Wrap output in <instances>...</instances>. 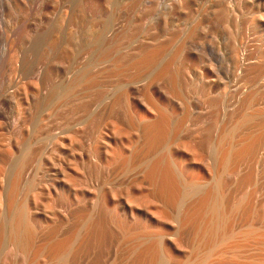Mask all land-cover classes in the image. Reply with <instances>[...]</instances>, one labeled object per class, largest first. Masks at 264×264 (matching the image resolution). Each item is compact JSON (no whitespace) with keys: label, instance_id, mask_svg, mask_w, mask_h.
Returning <instances> with one entry per match:
<instances>
[{"label":"rangeland","instance_id":"1","mask_svg":"<svg viewBox=\"0 0 264 264\" xmlns=\"http://www.w3.org/2000/svg\"><path fill=\"white\" fill-rule=\"evenodd\" d=\"M58 2L60 4H58ZM256 2H257L256 0H0V110L2 112L3 117L6 118L5 120L0 119V168L1 170L3 169L4 171H7L9 170L8 169L9 167H12L16 163L21 162L20 164L24 165L23 171L21 174L22 183L20 181L21 184L18 188L19 193H17L16 195L15 204L17 206L23 205L25 207L26 213H24V215L25 214L27 215V216L25 215V218L27 217L28 218L27 220L30 219L32 226L34 224V227L37 228V231L35 230V237L31 241V246L34 247V248L31 247V251H33L34 249L32 254L31 252H29L27 256L19 254L20 256L18 255L19 256L18 257L17 253H14L8 249H5L7 250L6 252L4 248L3 249L1 248L0 249V259L2 257L3 258L1 259L0 264H4V263L5 264H33V263L37 264L38 261H40L38 262V264H51V263L52 264H60V263L61 264L62 263L63 264H127V263L128 264H134V263L144 264L140 259V254H141L140 250H138L139 251L138 253H136L137 251L134 253L129 252L128 246H127V237H125L127 232L125 231L127 229L129 230L138 229L139 224L140 223L145 224L147 220L149 222H152V224L156 227L152 229L154 230V232L157 231L159 234L158 235L159 255L160 257L163 256L162 258H164L163 260L165 261V264H174V263H178V261L183 262L186 259L190 260L191 262L194 261L200 249V248L196 249L194 246H197L198 243L204 246L203 243H201V240H202L201 237L203 234V232L201 231L203 230L205 224L207 223L208 218L206 219L207 216L204 213H202L203 211L199 206L200 204L197 203L198 201L197 198L192 197L190 195V190L188 189L189 190L188 191L187 188H189L191 185L196 184L200 186L201 187L200 190L203 191V192L200 191V194L202 193L201 196L206 195L208 188H209V185H207L206 183L208 181V177L206 175V169H205L207 165L204 162L206 161V157H204L202 154H199V156H196L198 160L196 161V158L193 156V154L191 152L188 153L189 142L188 140L184 139V137L181 134L182 132L175 133L173 131H172L173 134L172 132H170L169 138L164 143L163 147H161V149L151 154L150 157H153L156 155L158 156V159H162L163 161L171 164L172 167L175 169L176 173L178 172L179 178H181L180 176L182 175H183L182 177H185V179L181 178L180 180H183V179L185 181L188 180L187 183H185V181L183 180L184 181L183 185H185V188H184L185 194H187L186 197L183 199L184 201L181 199V201H179L178 203L179 206L169 205L168 206L169 210L167 208L168 213H170L174 217H177V220L175 219L176 223L175 221L174 222L169 221L164 216L161 217L160 213L158 212L159 208L152 205L153 204L152 201L151 202L149 201L151 199L149 197V192L151 190V187L144 180L143 171H140L142 169L139 168V170H137L138 167L135 166V163H133L132 160L131 162L133 163V166H132V163L130 164V161H127L126 163L121 164L119 160L111 161L110 163L111 165H109L108 163L105 162V158L110 159L111 149L117 146L118 148L120 147L121 151H123L126 156L131 157V153L133 156V152L131 148L132 145L131 143L128 142L129 138L128 139L125 138L124 136L126 134H124L123 132L121 135V131L123 129H125L127 132L126 137H131L130 135L132 134V132L130 134V131H128L125 126H123L118 121H115L117 120V118H120L121 120H123L124 123H127L129 121L131 123H137L136 117L134 116L133 113H131V111L128 108V100L134 97V100L136 101L137 106H138V110H140V112L143 113L146 108L145 103L149 101L151 97L150 96L151 94L149 91L150 88L159 87V90H164L165 88L163 87L161 83L160 84L157 83L158 80H155L156 73L154 72H156L155 71L156 65L146 70L145 72L140 73L141 75L139 77V80L140 79L144 80V83L146 81L148 82L149 79L150 80L148 83L147 82L145 83V87H143L144 85H141L140 87H137L136 89H133V85L139 80L138 79L135 80V77L133 78V76H135V71H132L133 73H127L123 75L116 73V72L115 74L114 71L115 69H117L119 60L121 58H123L124 60L128 59L129 54L134 51H138L139 48H142V47L146 49L147 48L152 49V47L156 48L162 41L160 40L162 39L161 30L163 28L164 29L166 28L165 29L166 34H167L166 39L168 40L170 44V48H172L171 50L176 53L177 61L181 62L182 59H184L185 57H189L195 62H198L199 59H201L205 64V67L203 69H206L210 73V75L217 76L219 80H222L224 83L227 84V86L226 85H224L225 87L223 86L224 87L223 96L225 98V101L227 102L228 107H230V105H232L230 104L231 99H234L235 97H232L231 92H230L231 86L229 85L230 87H228V84L232 80V77L234 76L233 75L234 67L237 64H239L241 60H242L241 63L249 62V59L248 60L246 59L247 58L246 54L248 50H251L252 47H255L256 46L254 44L256 43L255 40L258 39L260 36L264 35V6L258 5L256 4ZM63 4L66 6H64ZM72 16L74 18L73 20H72ZM60 17H63L65 19L66 23H68V27L70 26L71 29L70 28L69 29L71 31L72 29H74L72 32H75L79 35V43L82 46L80 45L78 49V53L76 55L72 49L68 48L69 46L57 47L54 44V42H52L51 37L47 33L48 24L49 23L55 24L56 21L57 23H59L58 21ZM77 21L79 22L77 23ZM89 25L91 26V28ZM95 36H97V38H95ZM93 41L97 42V46L95 42ZM133 44L134 46L136 45L137 46L133 48ZM8 45L12 47L13 51L11 53V56L7 57L5 56L6 53L4 52L6 51H4L5 50L4 48H7ZM113 46L114 48L111 49V47ZM87 47L89 48V50L87 49ZM244 48L246 49L244 50ZM109 49L110 51L111 50L112 51L110 52ZM253 49L255 50L256 48H253ZM118 51L119 52L122 51V54L121 52L119 54ZM104 52H106V54ZM115 56H118V57H115ZM16 57L19 60H17ZM23 61L25 63L26 68L30 71L28 80L26 76L20 75L21 71H19V68H18V64L20 62L23 63ZM6 62H7V65H5ZM58 64H60L61 66ZM247 65L245 67L244 72L246 74H249L253 66L251 68L252 64H247ZM89 67L91 71L93 70V72L87 69ZM38 71H39V75L37 74ZM85 71H88V76L92 75L95 78L96 82L95 81L94 82L96 84L94 83L93 84L94 86L86 85L85 83L86 79L84 77V78H81L82 85L80 84V85H77L76 87H72V82L74 78L77 76H83ZM74 72L77 74V76ZM90 72H91V75H90ZM38 77L39 79H37ZM32 78H34V80ZM111 79L113 80V82ZM14 81L17 82L16 88H14L15 90L13 88L12 89L10 88L11 84ZM83 84L85 85V87L83 86ZM191 84L193 85L192 87H191ZM191 84L190 86L189 85L186 86L184 93H183L184 97L182 96L180 100L186 106H188L190 103H195L198 107H201L202 104L205 103V96L203 97L200 90L198 89L199 88L198 84H197L198 87L195 85V83H191ZM35 85L37 86L34 87ZM56 85H62L65 90L70 88V91L68 93L71 96L66 97V95L63 94V91H62V93H59L60 95L59 94L56 95L53 101L50 97V92L53 89V87ZM111 87H113V90H111ZM128 88H129V91L127 90ZM120 89L121 90L124 89L125 93H123L124 90L120 91ZM261 89H262L261 90L262 94H259L260 96L264 94V87H262ZM9 90L12 91L13 94L8 93ZM44 90L46 92H44ZM73 90H74V93L72 92ZM117 90H119L120 92L118 93ZM71 92L74 95L71 94ZM114 92L116 93V95ZM249 93L245 92L241 98H245V96H247ZM5 95L7 97H5ZM62 96L63 98L61 99ZM112 97H113L112 101H109V98H112ZM144 97L146 100L143 99ZM258 98H261V97H258ZM122 99L123 101L121 102ZM55 105L57 106L55 107ZM125 105H127V107ZM237 106L238 107H236V109H239V105ZM54 107L55 109L54 111H52ZM47 109H50L51 111L48 110L50 111L48 112ZM109 109H110V112H109ZM55 112L56 114L54 115ZM91 117L94 122L93 125H91L92 120L89 119ZM7 118L9 119V121ZM156 118H157V115L155 114L151 115L148 118L149 119L148 121H153ZM52 119L53 121L54 120L55 121L54 122L51 121ZM107 119H109L110 122ZM13 121L14 123H11ZM82 122L84 124L86 123L87 124L84 125ZM105 122H106V125H105ZM111 122L112 123L114 122V123L112 124ZM146 122L147 121H141L140 123L143 124ZM115 124H116V127L114 126L112 127V125H115ZM69 128H71L72 130H70ZM102 128L103 130L101 131L102 133L101 135L100 130ZM112 128H114L113 130L116 129L115 132L117 134L112 132V130H110ZM120 128L122 129L121 131H120ZM66 129L68 130L67 132H66ZM108 130H110L111 132ZM117 130L120 131L119 135H118L119 131ZM75 131H76V134L78 135L74 134ZM57 132L64 133L63 134L64 136H62L61 138H58V140H56L57 138L52 139V135L54 133L57 134ZM107 134H109V137ZM96 135H97V138H95ZM120 135L122 137L121 139L118 138ZM171 135H173V137ZM70 136L72 138H70ZM179 136L181 138H178ZM50 138H51V141H50ZM77 139H81V140H79L78 142ZM91 139L92 141L93 139L97 140L96 145L98 144L97 145L99 148L98 150L95 149V146H93L94 147L93 148L91 147L90 144H88L89 140ZM170 139H172V141H169ZM104 140L106 141V143ZM53 141L55 142L57 141V142L55 143ZM175 141H177V144L175 143ZM77 142L79 144H76ZM102 142H104V144ZM187 142L188 144L186 145ZM107 143L112 148L108 146ZM56 144H57V147H56ZM175 144L178 146V148L176 147ZM167 145H169L170 147L169 146L167 147ZM128 147L130 150L128 149ZM168 148L169 149L171 148V149L168 150ZM180 148L181 149L187 148V150L185 151V154H186L185 157H176V154L174 152L176 151V149H180ZM160 150H163L162 151L163 153L165 151V154L163 155L161 152L159 156L158 153ZM97 154L99 155V157ZM167 154L169 155L167 156ZM191 154H192V157H191ZM170 155H171V158H170ZM24 158H27V159H24ZM153 158H157V157H153ZM165 158L166 160H164ZM52 160L54 161L53 162L54 164L51 163ZM94 160L96 161L92 162ZM38 161H40V163ZM71 161L73 162L71 163ZM99 161L101 162V164L98 163ZM59 163H61V165ZM174 164L176 165V167H174L175 166ZM182 164L184 165L187 164L191 167L198 168L200 171H195L196 173L190 170H188L189 172L185 171L182 167ZM54 165H55V168H53ZM106 165L109 167H107ZM70 166H72L73 168ZM88 166H90L92 169L89 168ZM56 167L58 168L56 169ZM75 167L77 168V171L79 170L78 171L79 173L73 170L75 169ZM177 167L179 168L178 171H177ZM24 168L26 171L24 170ZM128 168L131 171L128 170ZM251 168L254 169L255 167H251ZM180 169H182L183 171ZM66 170H68V172L70 173H68ZM135 170L138 172H135ZM179 170H180V173H179ZM63 171H66V172H63ZM181 172H182V175H181ZM244 172H246V166H245L243 173ZM62 173L64 174L62 175ZM75 173H77L78 175L77 174L75 175ZM112 173L113 175H111ZM91 174L93 175L92 177H91ZM110 175L111 177H109ZM138 175L139 177H137ZM73 176L76 178V181ZM133 177H136V178H133ZM62 178H66V179H64L63 181ZM138 178H140V180ZM11 179H12L11 177H7V176L6 178L0 177V186H1L0 194L2 196V198L0 197V199H2L0 202V204L2 205V206L0 205V215L7 214V207L5 204L6 203L5 199L7 195L6 193L8 192L7 188L9 190V187H11L10 185L12 182L8 183V181ZM79 179H81L82 181ZM119 179L121 181H119ZM191 179H194L193 181L194 184L193 183L189 184L190 182L189 180ZM90 180H92V182ZM11 181H13V179ZM116 181L117 183L114 184ZM110 182H113L112 185ZM25 183L30 184V186ZM75 183L78 185H76ZM91 183L94 185H92ZM131 183H133L132 185L134 187L131 185ZM135 183L136 184L138 183V184L136 185ZM142 184L146 186H143ZM102 185L104 187V191H103ZM129 185H131V188L129 187L127 189V186ZM138 185L139 187L142 185L141 187L143 189L141 188L139 191ZM204 185H207V186L204 187ZM117 186L119 187L122 186L124 187V189L120 187V190H119V187ZM93 187L94 189H92ZM145 187H147L146 191H145ZM243 187L240 189H236V183L234 182L233 179H229V180L227 179L225 183V188L229 190V193L231 192L230 194L233 196V199L234 197L236 199L237 196L238 197H245V196L248 197V192L249 194H251L250 188H248V186H243ZM33 189L36 191H34ZM205 189L207 190L206 193H205ZM89 190L91 191V193L89 192ZM116 190H118L119 192ZM100 191H103V192L101 193ZM137 191L139 192L140 195L138 194ZM186 192H189V193H186ZM100 193L102 195L98 198ZM111 193L113 196L111 195ZM114 193H117V194H114ZM25 194L26 196H24ZM115 195H117L116 197L118 199L117 198L114 199ZM74 197H76L78 201ZM146 197L150 199H146ZM187 197H189V199ZM140 198L141 199L143 198L144 200L143 199L141 200ZM252 198H254V201H256L257 199L263 201L264 179H259V186L257 190L255 191V194L252 195ZM112 199H114L115 201ZM98 200H99V203H98ZM128 200H129V203H128ZM24 202L27 204L29 203V205L25 204ZM54 206H56L57 208ZM120 207H123L124 209L123 212L125 214H122ZM48 208L50 211H47ZM50 208H53V209H50ZM57 209L59 210L61 209L63 213H60L62 211L61 210L58 211ZM94 209H97L98 211L97 210L94 211ZM171 209H173L174 211ZM51 210L54 212H52ZM4 211H6V213ZM28 211L29 213L27 214ZM34 211L36 214H34ZM188 211L190 212L187 213ZM191 212L192 214H190ZM91 213L93 216L91 215ZM63 214L67 217L64 218L65 216ZM86 214H90L91 220H89V222L90 224L93 223L92 224L93 230L91 229L90 231H87L85 229L84 216ZM117 214L119 215L122 214L123 217H125L126 219L125 225L127 226V228L125 229L122 228L119 222L121 218ZM55 216H57V218ZM93 218L95 220H93ZM184 218L187 220H185ZM80 219L83 221H81ZM254 220L258 222L257 219H254ZM114 222H116V224ZM71 223L72 225H70ZM189 223L191 226L188 225ZM196 225L198 226L195 227ZM201 227H202V230L200 231ZM62 230L64 231V233ZM199 231L201 232V235ZM73 232L75 234H73ZM80 232H81L80 239H78L77 237ZM85 232L86 234L84 235ZM89 235L91 236L89 237ZM198 235H200L199 239L195 240L197 239L196 237ZM82 236H84L83 239H81ZM69 239H71L72 247L70 246L68 253H66L67 255L65 256L66 258L63 259V261H66V262H63V261L58 262L56 260H52L51 256L48 255L49 249H47L46 246H50V244H52L51 242L54 240H56L54 243H57V242L61 243V242H66V240H69ZM123 239H126V240H123ZM35 240L37 241L36 243H35ZM76 240L77 242L79 241L78 244ZM42 243L45 244V248L47 252L44 249L43 254L42 253L39 254L38 252H36V250L38 248H42L41 246H44ZM74 243L76 244L77 247L73 246ZM248 243L251 244V242H248ZM243 244L244 245H242V248L244 246L246 248L244 249L241 248L242 251L239 252L238 261L241 262V263L239 262V264H243V263L248 264L247 260L253 257H256L258 254H260V252L256 249L255 246H253V243L250 246L249 244L247 245L246 243H243ZM73 247L76 248L77 250L72 249ZM201 250L199 252H201ZM71 251L72 252L74 251V252L72 253ZM4 252H6V255L4 254ZM69 253L70 254L72 253V255H69ZM133 254L134 256L136 255L134 258L132 256ZM124 256H127V257H124ZM40 257H42L43 259ZM129 258L131 260H129Z\"/></svg>","mask_w":264,"mask_h":264},{"label":"bare ground","instance_id":"2","mask_svg":"<svg viewBox=\"0 0 264 264\" xmlns=\"http://www.w3.org/2000/svg\"><path fill=\"white\" fill-rule=\"evenodd\" d=\"M256 4L260 6H264V0H256ZM10 3V2H9ZM58 4H60L58 2ZM64 5V4H63ZM83 5V4H82ZM56 6V5H54ZM66 6V5H64ZM9 7V6H8ZM12 7V6H11ZM75 7V6H74ZM3 9V8H2ZM12 10V9H11ZM80 10V9H79ZM58 12V11H57ZM61 14V12H60ZM4 15V14H3ZM2 15V16H3ZM49 15V14H48ZM63 15V14H62ZM67 15V14H66ZM82 15V14H81ZM51 16V15H50ZM60 16V15H59ZM64 16V15H63ZM74 16V15H73ZM72 16V20L74 19ZM19 17V16H18ZM49 17V16H48ZM67 17V16H66ZM71 17V16H70ZM2 18V17H1ZM50 18V17H49ZM58 18V17H57ZM77 18V17H76ZM4 19V18H3ZM2 19V20H3ZM6 20V19H5ZM58 20V19H57ZM70 20V19H69ZM77 20V19H76ZM83 20V19H82ZM71 21V20H70ZM59 23H49L47 26V33L52 39V42L57 47L62 46H69L68 48L72 49L75 53V55L78 53V49L80 47L79 43V35L75 32H72L70 30V26L68 27V23H66L65 19L63 17L59 18ZM79 21H77L78 23ZM101 22V21H100ZM4 23V22H3ZM43 23V22H42ZM83 23V22H82ZM107 23V22H106ZM88 24V23H87ZM6 25V24H5ZM45 25V24H44ZM91 25V24H90ZM89 25V26H90ZM106 25V24H105ZM249 25V24H248ZM4 26V25H3ZM88 26V28H89ZM87 27V26H86ZM93 27V26H92ZM105 27V26H104ZM109 27V26H108ZM113 27V26H112ZM70 28V29H69ZM73 28V27H72ZM79 28V27H78ZM91 28V26H90ZM117 28V27H116ZM115 28V29H116ZM121 28V27H120ZM93 29V28H92ZM166 29V28H165ZM164 28L161 30L162 36L160 40V44L152 49H146V48H139L138 51H134L129 54L128 59L121 58L119 60V64L117 69H115L114 73L119 74H127V73H133L132 71H135V80H139L140 73L145 72L146 70L152 68L154 65H156V73L155 74V80H158L157 83H161L164 90H159V87H151L150 88V100L147 101L146 108L143 113L138 110V106L136 101L133 98H130L128 100V108L131 111V113L134 114L136 117L137 123H131L130 121L127 123H124L123 120L120 118H117L119 123H121L123 126L127 128L128 131H130L131 137H126L127 132L125 129H121V135L122 132L126 134L124 137L129 138L128 142L132 145V152L131 157H128L124 154L123 151H121L120 147H115L111 149L110 151V159L105 158V162L111 165V161H117L119 160L122 163H126L127 161H130V164L135 163V166L141 168L143 171V178L147 182V184L151 187V190L149 192V197H146V199H150L149 201H152V205L159 208L158 212L160 213L161 217L164 216L166 219H168L171 222H174L175 219L177 220V217H174L170 213H168V206L169 205H178L179 201L181 199L183 200L187 194H185V185L184 179L185 177H182V172L180 176L181 178H184L183 180H180L178 176V172L176 173L175 169L172 167L171 164L163 161L162 159H158V156H153L157 158L150 157L151 154H153L155 151L161 149L163 147L164 143L168 140L170 132L179 133L182 132V136L184 139L188 140L189 146H188V153L191 152L193 156L196 158V156H199V154H202L204 157H206L205 164L207 165L205 167L206 169V175L208 177V181L206 182L207 185H209L208 191L205 189L206 195L201 196L200 190L201 187L198 185H191L187 190H190V195L192 197L197 198V203H199L200 208L202 209V213H204L208 218L207 223L205 224L203 230L202 227L200 228V231L203 232L202 234V240L201 243H203L204 246H202L200 243H198L197 246H194L196 249L201 250V252L198 251V255L194 259V261H190L186 259L183 262L174 263V264H239V252L242 251V245L243 243H246L249 246L253 243V246L256 247V249L260 252L256 257H253L248 261V264H264V198L262 200H256L254 201V198H252V195L255 194V191L257 190L259 186V179H264V94L260 96L259 94H262L261 88L264 87V35L260 36L258 39H256V43H254L256 46L252 47L256 48L253 52L251 50H248L247 52V60L249 59V62L245 63L241 61L239 64H237L234 67V76L232 77V80L229 82L228 87L231 86L230 92L232 97H235L234 99H231L230 107H228L227 102L225 101V98L223 96V89L224 85L227 86L226 83H224L222 80H219L217 76H212L210 73L203 69L205 67L204 62L199 59L198 62H195L189 57H185L182 59V61H177V56L174 51H172L170 48V44L168 40L166 39V30ZM252 29V28H251ZM89 31V30H88ZM91 32V31H90ZM100 32V31H99ZM111 32V31H110ZM109 32V33H110ZM27 33V32H26ZM101 33V32H100ZM107 33V32H106ZM17 34V33H16ZM89 34V32H88ZM94 34V33H93ZM172 34V33H171ZM3 35V34H2ZM48 36V35H47ZM102 37V36H101ZM97 38V36H95ZM12 39V38H11ZM50 39V40H51ZM255 39V38H254ZM14 40V39H13ZM90 40V39H89ZM101 40V38H100ZM105 40V39H104ZM156 41V40H155ZM254 41V42H255ZM81 42V41H80ZM95 42V41H93ZM153 42V41H152ZM151 42V43H152ZM50 43V41H49ZM89 43V42H88ZM91 43V42H90ZM159 43V41H158ZM10 44V43H9ZM44 44V43H43ZM92 44V43H91ZM97 46V42H95ZM20 45V44H19ZM101 45V44H100ZM244 45V44H243ZM251 45V44H250ZM41 46V45H40ZM82 46V45H81ZM137 46V45H136ZM133 44V48L136 47ZM89 47V46H88ZM87 49L89 50V48ZM139 47V46H138ZM15 48V47H14ZM114 48L111 47V49ZM6 52L5 56H11L12 53V47L8 45L7 48H4ZM50 49V47H49ZM65 49V47H64ZM122 49V47H121ZM132 49V48H131ZM246 48H244L245 50ZM71 50V51H72ZM86 50V49H85ZM120 50V49H119ZM129 50V49H128ZM24 51V50H23ZM51 51V50H49ZM92 51V50H91ZM106 51V49H105ZM110 51V49H109ZM112 51V50H111ZM110 51V52H111ZM123 51V50H122ZM122 51L121 54H122ZM127 51V49H126ZM250 51V52H249ZM80 52V51H79ZM108 52V51H107ZM119 52V51H118ZM119 52V54H120ZM130 52V51H129ZM50 53V52H49ZM81 53V52H80ZM95 53V52H94ZM106 54V52H104ZM178 53V52H177ZM55 54V53H54ZM111 54V53H110ZM114 54V53H113ZM20 55V54H19ZM29 55V54H28ZM61 55V54H60ZM80 55V54H79ZM125 55V54H124ZM243 55V54H242ZM57 56V55H56ZM119 56V55H118ZM115 56V57H118ZM121 56V55H120ZM20 57V56H19ZM103 57V56H102ZM4 58V57H3ZM10 58V57H9ZM8 58V60H9ZM12 58V57H11ZM23 58V57H22ZM26 58V57H25ZM60 58V57H59ZM63 58V57H62ZM107 58V57H106ZM126 58V57H124ZM17 59V57H16ZM43 59V57H42ZM68 59V58H67ZM118 59V58H116ZM19 60V59H17ZM93 60V59H92ZM115 60V59H113ZM16 61V60H15ZM9 62V61H8ZM17 62V61H16ZM76 62V61H75ZM112 62V61H111ZM38 63V62H37ZM61 64V63H60ZM58 64V65H60ZM109 64V63H108ZM112 64V63H111ZM247 64H252L249 74H246L244 72L245 67ZM7 65V62L6 64ZM40 65V64H39ZM99 65V64H98ZM114 65V64H113ZM204 65V66H203ZM61 66V65H60ZM59 66V67H60ZM248 66V65H247ZM8 67V66H7ZM65 67V66H64ZM5 68V67H4ZM19 71H21L20 75L26 76L27 80L30 75V71L26 68L25 63L23 61L18 64ZM37 68V67H36ZM202 68V69H201ZM40 69V68H39ZM63 69V68H62ZM91 71L90 67L87 68ZM201 69V70H200ZM46 70V69H45ZM98 70V69H97ZM199 70V71H198ZM48 71V70H47ZM66 71V70H65ZM74 71V70H73ZM82 71V70H81ZM80 71V72H81ZM41 72V70H40ZM45 72V71H44ZM58 72V71H56ZM93 72V70L91 71ZM90 72V75H91ZM65 73V72H64ZM75 73V72H74ZM115 73V74H116ZM11 74V73H10ZM36 74V73H35ZM39 75V71L37 73ZM76 74V73H75ZM137 74V76H136ZM14 75V74H13ZM17 75V74H16ZM43 75V74H42ZM99 75V74H97ZM106 75V74H105ZM132 75V74H131ZM37 76V75H35ZM44 76V75H43ZM59 76V75H58ZM77 76V74H76ZM110 76V75H109ZM114 76V75H113ZM120 76V75H119ZM40 77V76H39ZM39 77L37 79H39ZM85 77V83L88 86H92L96 81L95 78L91 75L88 76V71H85L83 76H77L74 78L72 82V87H76L77 85L81 84V78ZM104 77V76H103ZM17 78V76H16ZM65 78V77H64ZM67 78V77H66ZM70 78V77H69ZM144 78V77H143ZM20 79V78H19ZM34 80V78H32ZM47 79V78H46ZM115 79V77H114ZM118 79V78H117ZM132 79V78H131ZM218 79V80H217ZM56 80V79H55ZM100 80V79H99ZM112 80V79H111ZM120 80V79H119ZM127 80V79H126ZM150 80V79H149ZM148 80V82H149ZM12 81V80H11ZM19 81V80H18ZM25 81V80H23ZM69 81V80H68ZM95 81V82H94ZM121 81V80H120ZM37 82V81H36ZM35 82V83H36ZM58 82V81H57ZM62 82V81H61ZM60 82V84H61ZM65 82V81H64ZM70 82V81H69ZM100 82V81H99ZM105 82V81H104ZM113 82V80H112ZM119 82V81H118ZM129 82V81H128ZM136 82V81H135ZM147 82V81H146ZM145 82V83H146ZM147 82V83H148ZM16 83L13 82L11 84V89L16 88ZM21 83V82H20ZM19 83V84H20ZM25 83V82H24ZM84 83V82H83ZM144 80L140 79L133 85V89H136L137 87H140L141 85H144ZM191 83H195V85L199 86V90L203 97L205 96V103L202 104L201 107H198L195 103H190L188 106L184 105L182 101L180 100L183 96L184 90L187 85L190 86ZM18 84V85H19ZM39 84V83H38ZM37 84V85H38ZM51 84V83H49ZM64 84V83H63ZM71 84V83H70ZM96 84V83H95ZM105 84V83H104ZM116 84V83H115ZM35 85L34 87H36ZM42 85V84H41ZM48 85V84H46ZM45 85V86H46ZM68 85V84H67ZM82 85V84H81ZM117 85V84H116ZM151 85V84H150ZM230 85V86H229ZM70 86V85H69ZM85 87V85L83 84ZM94 86V85H93ZM97 86V85H96ZM130 86V84H129ZM159 86V85H158ZM193 85L191 84V87ZM197 86V87H198ZM224 86V87H223ZM66 87V86H65ZM71 87V86H70ZM79 87V86H78ZM77 87V89H78ZM99 87V86H98ZM123 87V86H122ZM125 87V86H124ZM190 87V88H191ZM39 88V87H37ZM18 89V88H17ZM35 89V88H34ZM46 89V87H45ZM73 89V88H72ZM76 89V90H77ZM101 89V88H100ZM105 89V88H104ZM126 89V88H125ZM197 89V90H198ZM15 90V89H14ZM75 90V91H76ZM97 90V89H96ZM106 90V89H105ZM111 90H113V87H111ZM124 90V89H123ZM120 89V91H123ZM129 91V88L127 89ZM67 96H71L68 92L69 89H64L62 85H56L53 87V89L50 92V97L53 100L57 94L62 93ZM95 91V90H93ZM101 91V90H100ZM109 91V90H108ZM118 93L120 92L117 90ZM138 91V89H137ZM144 91V90H143ZM195 91V90H194ZM44 92H46L44 90ZM74 93V90L72 91ZM71 92V94H73ZM77 92V91H76ZM111 92V91H110ZM249 93L245 98H241L244 93ZM261 92V93H260ZM8 93H12V91L9 90ZM7 93V94H8ZM49 93V92H48ZM85 93V92H84ZM89 93V92H88ZM115 93V92H114ZM117 93V94H118ZM125 93V90L123 91ZM6 94V95H7ZM13 94V93H12ZM43 94V93H42ZM46 94V93H45ZM69 94V95H68ZM83 94V93H82ZM86 94V93H85ZM90 94V93H89ZM110 94V93H109ZM121 94V93H120ZM119 94V96H120ZM140 94V93H139ZM146 94V93H145ZM186 94V93H185ZM5 95V97H7ZM60 95V94H59ZM58 95V96H59ZM74 95V94H73ZM116 95V93H115ZM125 95V94H124ZM127 95V93H126ZM149 95V94H148ZM200 95V93H199ZM259 95V96H258ZM42 96V95H41ZM48 96V95H47ZM101 96V95H100ZM108 96V95H107ZM106 96V97H107ZM113 96V95H112ZM130 96V95H129ZM194 96V95H193ZM114 97V96H113ZM112 98H109V101H112ZM184 97V96H183ZM186 97V96H185ZM202 97V96H201ZM200 97V98H201ZM261 97V98H258ZM9 98V97H8ZM63 96L61 97V99ZM119 98V97H118ZM142 98V97H141ZM66 99V98H65ZM102 99V98H101ZM100 99V100H101ZM115 99V98H114ZM120 99V98H119ZM145 99V97L143 98ZM187 99V98H185ZM8 100V99H7ZM12 100V99H11ZM14 100V99H13ZM40 100V99H39ZM50 100V99H49ZM64 100V99H63ZM62 100V102H63ZM146 100V99H145ZM46 101V100H45ZM44 101V102H45ZM54 101V100H53ZM108 101V99H107ZM123 99L121 100V102ZM141 101V100H140ZM200 101V100H199ZM60 102V101H59ZM197 102V101H196ZM61 103V102H60ZM59 103V104H60ZM108 103V102H106ZM118 103V102H117ZM199 103V102H198ZM47 104V103H46ZM55 104V103H54ZM110 104V103H109ZM115 104V103H114ZM201 104V103H200ZM58 105V103H57ZM55 105V107L57 106ZM116 105V104H115ZM118 105V104H117ZM143 105V104H142ZM239 109H236L238 107ZM54 106V105H53ZM108 106V105H107ZM127 107V105H125ZM55 107L52 111H54ZM109 107V106H108ZM124 107V106H123ZM89 108V107H88ZM93 108V106H92ZM118 108V106H117ZM52 109V108H51ZM121 109V107H120ZM50 109H47V111ZM63 110V109H62ZM237 113H236V111ZM51 111V110H50ZM48 111V112H50ZM85 111V109H84ZM101 111V110H100ZM122 111V110H121ZM235 111V112H234ZM90 112V111H89ZM110 112V109H109ZM96 113V112H95ZM106 113V112H105ZM104 113V114H105ZM126 113V112H124ZM56 112L54 113V115ZM103 114V113H102ZM130 114V113H129ZM157 115V118L153 121H148L149 117L151 115ZM49 115V113H48ZM95 115V114H94ZM7 116V115H5ZM125 116V115H124ZM53 117V116H52ZM51 117V118H52ZM55 117V116H54ZM111 117V115H110ZM117 117V116H116ZM121 117V116H120ZM50 118V119H51ZM88 118V117H87ZM96 118V117H95ZM115 118V117H114ZM130 118V117H129ZM0 119L5 120L6 118L3 117L2 112L0 110ZM8 119V118H7ZM11 119V118H10ZM49 119V121H50ZM92 120V117L89 118ZM88 119V120H89ZM103 119V118H102ZM112 119V118H111ZM125 119V118H124ZM109 122L110 120L107 119ZM131 120V119H130ZM9 121V119H8ZM53 121V119L51 120ZM55 121V120H54ZM53 121V122H54ZM113 121V120H112ZM141 121H147L146 123L141 124ZM87 122V121H86ZM11 123H14L11 122ZM17 123V122H16ZM83 123V122H82ZM88 123V122H87ZM86 123V124H87ZM112 123V122H111ZM114 123V122H113ZM112 123V124H113ZM84 124V123H83ZM84 124V125H86ZM90 124V123H89ZM94 122L92 120L91 125H93ZM12 125V124H10ZM55 125V124H54ZM79 125V124H78ZM77 125V126H78ZM82 125V124H81ZM106 125V122H105ZM111 125V124H110ZM50 126V125H49ZM52 126V125H51ZM116 127L115 125H112V127ZM120 126V125H119ZM55 127V126H54ZM75 127V126H74ZM84 127V126H83ZM98 127V126H97ZM103 127V125H102ZM49 128V127H48ZM59 128V126H58ZM77 128V127H76ZM86 128V127H85ZM108 128V127H107ZM111 128V127H110ZM62 129V128H61ZM72 130L71 128H69ZM81 129V128H80ZM114 128L110 129L112 132L116 133ZM85 130V129H84ZM103 130V128L100 130ZM108 130V131H110ZM56 131V130H55ZM63 131V130H62ZM65 131V130H64ZM68 130L66 129V132ZM119 131V130H117ZM120 131L118 135L120 134ZM71 132V131H69ZM74 132V131H73ZM97 132V131H96ZM111 132V131H110ZM126 132V133H125ZM172 132V134H173ZM113 133V134H114ZM53 134V133H52ZM64 133L53 134V138H61ZM76 134V131L75 133ZM94 134V132H93ZM117 134V133H116ZM70 135V134H69ZM68 135V136H69ZM78 135V134H76ZM87 135V134H86ZM99 135V134H98ZM102 135V133H101ZM109 137V134H107ZM121 135L118 138H122ZM67 136V134H66ZM72 136V135H71ZM70 136V138H72ZM84 136V135H83ZM95 136V135H94ZM93 136V137H94ZM173 137V135H171ZM181 136V135H180ZM178 138H181V137ZM76 137V136H75ZM79 137V136H78ZM101 137V136H100ZM66 138V137H65ZM97 138V135L96 137ZM113 138V137H112ZM111 138V139H112ZM74 139V138H73ZM90 139V138H89ZM78 142L81 139H77ZM106 140V139H105ZM104 140V141H105ZM182 140V139H181ZM49 141V140H48ZM51 141V138H50ZM100 141V140H99ZM103 141V140H102ZM122 141V140H120ZM169 141H172L170 139ZM168 141V142H169ZM178 141V140H177ZM177 141L175 143L177 144ZM184 141V140H183ZM55 142V141H53ZM57 142V141H56ZM55 142V143H56ZM76 144H79V143ZM82 142V141H81ZM86 142V141H85ZM181 142V141H180ZM186 143V145L188 144ZM52 143V142H51ZM62 143V142H61ZM97 140L92 139L89 140L88 144L91 145V147L95 146V149L98 148V144L96 145ZM100 143V142H99ZM104 144V142H102ZM106 143V141H105ZM118 143V142H117ZM121 143V142H120ZM119 143V144H120ZM171 143V142H170ZM179 143V142H178ZM49 144V142H48ZM75 144V143H74ZM82 144V143H81ZM86 144V143H85ZM128 144V143H127ZM175 144V145H176ZM108 145V143H107ZM112 145V143H111ZM124 145V144H123ZM174 145V144H173ZM52 146V145H51ZM55 146V145H54ZM64 146V145H63ZM89 146V145H88ZM110 146V145H108ZM107 146V147H108ZM121 146V145H120ZM169 145H167L168 147ZM182 146V145H181ZM185 146V144H184ZM53 147V146H52ZM51 147V148H52ZM57 147V144H56ZM84 147V146H83ZM111 147V146H110ZM109 147V148H110ZM122 147V146H121ZM170 147V146H169ZM178 148V146L176 145ZM94 148V147H93ZM112 148V147H111ZM126 148V146H125ZM48 149V148H47ZM50 149V148H49ZM84 149V148H83ZM93 149V150H95ZM129 149V147H128ZM171 149V148H170ZM168 148V150H170ZM181 149V148H180ZM176 149L174 152L176 154V157H185V149ZM53 150V149H52ZM73 150V149H72ZM91 150V149H90ZM130 150V149H129ZM165 150V149H164ZM184 150V151H183ZM75 151V150H74ZM92 151V150H91ZM90 151V153H91ZM163 150L159 151V156ZM166 151V150H165ZM162 152V154H165ZM101 152V151H100ZM109 152V151H107ZM106 152V153H107ZM170 152V151H168ZM77 153V152H76ZM187 153V155H188ZM191 154V157H192ZM60 155V154H59ZM95 155V154H94ZM98 155V154H97ZM169 154H167L168 156ZM88 156V155H87ZM90 156V155H89ZM92 156V155H91ZM166 156V157H167ZM93 157V156H92ZM99 157V155H98ZM193 157V159H194ZM201 157V156H200ZM198 157V158H200ZM52 158V157H51ZM84 158V157H83ZM82 158V159H83ZM96 158V156H95ZM171 158V155H170ZM27 159V158H24ZM94 159V158H93ZM154 159V160H153ZM174 159V158H173ZM202 159V158H200ZM49 160V159H48ZM54 160V159H53ZM52 160L51 163L54 161ZM59 160V159H58ZM166 160V158L164 159ZM168 160V159H167ZM26 161V160H25ZM24 161V162H25ZM74 161V160H73ZM71 161V163L73 162ZM96 160L92 161L95 162ZM195 161V160H193ZM20 162V161H19ZM40 163V161H38ZM77 162V161H76ZM21 163V162H20ZM16 163L12 167H9L7 171L1 170L0 168V177H11L13 181L9 180L11 183V187H9V190L7 188V195H6V207H7V214H1L0 215V249L4 248L8 249L14 253H17V256L19 254L26 255L33 251H31V241L35 237V230L37 231V228L34 227V224L32 226L31 220H27L28 218H25L24 213L25 207L23 205L17 206L15 204V198L17 193H19L18 188L21 181V174L23 171V164ZM27 163V162H26ZM30 163V162H29ZM32 163V162H31ZM75 163V162H74ZM91 163V161H90ZM101 164V162H98ZM132 163V166H133ZM25 164V163H24ZM54 164V163H53ZM56 164V162H55ZM61 165V163H59ZM77 164V163H76ZM75 164V165H76ZM129 164V163H128ZM198 164V163H197ZM113 165V164H112ZM115 165V164H114ZM124 165V164H123ZM175 165V164H174ZM63 166V165H62ZM87 166V165H86ZM100 166V165H99ZM104 166V165H103ZM107 166V165H106ZM131 166V165H130ZM246 166V172L243 173ZM72 167V166H70ZM91 168L90 166H88ZM109 167V166H107ZM176 167V165L174 166ZM182 167L185 171H200L198 168L191 167L187 164H182ZM181 167V168H182ZM251 167H255L254 169ZM55 168V165L54 167ZM58 167H56L57 169ZM63 168V167H62ZM73 168V167H72ZM112 168V167H111ZM110 168V169H111ZM131 168V167H130ZM31 169V168H30ZM76 169V170H75ZM73 169L74 171H77V168L75 167ZM87 169V168H86ZM92 169V168H91ZM114 169V167H113ZM177 167V171H178ZM25 170V168H24ZM33 170V169H32ZM100 170V169H99ZM112 170V169H111ZM116 170V169H115ZM128 170H130L128 168ZM182 170V169H180ZM179 170V173H180ZM256 170V172H255ZM26 171V170H25ZM24 171V172H25ZM29 171V170H28ZM41 171V170H39ZM68 172V170H66ZM63 171V172H66ZM82 171V170H81ZM97 171V170H96ZM102 171V170H101ZM106 171V170H104ZM121 171V170H120ZM131 171V170H130ZM129 171V172H130ZM183 171V170H182ZM91 172V171H90ZM100 172V171H99ZM135 172H138L135 170ZM134 172V173H135ZM189 172V171H188ZM32 173V171H31ZM55 173V172H54ZM70 173V172H68ZM67 173V174H68ZM79 173V172H78ZM87 173V172H86ZM132 173V172H131ZM133 173V174H134ZM186 173V172H185ZM196 173V172H195ZM24 174V173H23ZM38 174V173H37ZM64 173H62L63 175ZM77 173H75L76 175ZM188 174V173H187ZM27 175V174H26ZM54 175V174H53ZM69 175V174H68ZM73 175V174H71ZM78 175V174H77ZM80 175V174H79ZM97 175V174H96ZM113 175V173L111 174ZM111 175L109 177H111ZM118 175V174H117ZM142 175V174H140ZM23 176V175H22ZM39 176V175H37ZM66 176V175H64ZM63 176V177H64ZM82 176V175H81ZM89 176V174H88ZM93 175L91 174V177ZM95 176V174H94ZM101 176V175H99ZM108 176V175H107ZM129 176V175H128ZM35 177V176H34ZM72 177V176H71ZM69 177V178H71ZM74 177V176H73ZM85 177V176H83ZM106 177V176H105ZM108 177V178H109ZM122 177V176H121ZM139 177V175L137 176ZM187 177V176H186ZM203 177V176H202ZM30 178V176H29ZM55 178V177H54ZM59 178V177H58ZM75 178V177H74ZM116 178V176H115ZM136 178V177H133ZM63 181L66 178H62ZM87 179V178H86ZM95 179V178H94ZM140 180V178H138ZM233 179L236 183V189H240L243 186H248L250 188V193L248 192V197H234L229 193V190L225 188L226 180ZM6 180V179H5ZM29 180V179H28ZM33 180V178H32ZM60 180V179H59ZM71 180V179H69ZM81 180V179H79ZM78 180V181H79ZM100 180V178H99ZM103 180V179H102ZM109 180V179H108ZM113 180V179H112ZM128 180V179H127ZM135 180V179H134ZM21 181V183H20ZM24 181V180H23ZM46 181V180H45ZM74 181V180H73ZM76 181V178H75ZM74 181V182H75ZM82 181V180H81ZM85 181V180H84ZM92 182V180H90ZM105 181V179H104ZM119 181H121L119 179ZM118 181V182H119ZM126 181V180H125ZM142 181V180H141ZM188 180L185 181L187 183ZM189 184H194V179L189 180ZM261 181V180H260ZM263 181V180H262ZM28 182V181H27ZM59 182V181H58ZM68 182V181H67ZM73 182V183H74ZM87 182V181H86ZM97 182V181H96ZM101 182V181H100ZM109 182V181H108ZM107 182V183H108ZM124 182V181H122ZM130 182V181H129ZM137 182V181H136ZM66 183V181H65ZM72 183V182H71ZM82 183V182H81ZM111 185L113 182H110ZM117 181L114 183L116 184ZM126 183V182H125ZM141 183V182H140ZM144 183V182H143ZM30 186V184L25 183ZM69 184V183H68ZM76 184V183H75ZM74 184V185H75ZM86 184V183H85ZM92 184V183H91ZM124 184V183H122ZM133 183H131L132 185ZM136 184V183H135ZM138 184V183H137ZM136 184V185H137ZM188 184V185H189ZM36 185V184H35ZM72 185V184H71ZM78 185V184H76ZM82 185V184H81ZM94 185V184H92ZM131 185L127 186V189ZM143 185V184H142ZM141 185V186H142ZM207 185H204L207 186ZM230 185V184H229ZM9 186V185H8ZM22 186V185H21ZM89 186V185H88ZM123 186V185H122ZM120 186V187H122ZM125 186V185H124ZM133 186V185H132ZM139 187L138 190L142 187ZM146 186V185H143ZM235 186V184H234ZM1 187V186H0ZM38 187V186H37ZM74 187V186H73ZM76 187V186H75ZM81 187V186H80ZM103 187V185H102ZM119 187V186H117ZM116 187V188H117ZM119 187V190H120ZM134 187V186H133ZM132 187V188H133ZM149 187V188H150ZM187 187V186H186ZM233 187V186H232ZM55 188V187H54ZM77 188V187H76ZM244 188V187H243ZM64 189V188H63ZM90 189V188H89ZM94 189V187L92 188ZM98 189V188H96ZM118 189V188H117ZM124 189V187H122ZM143 189V188H142ZM147 187H145L146 191ZM232 189V188H231ZM34 190V189H33ZM102 190V189H100ZM126 190V188H125ZM188 190V191H189ZM247 190V188H246ZM18 191V192H17ZM36 191V190H34ZM104 191V187H103ZM103 191H100L101 193ZM118 191V190H116ZM136 191V190H135ZM5 192V191H4ZM50 192V191H49ZM91 193V191L89 190ZM97 192V191H96ZM119 192V191H118ZM138 192V191H137ZM142 192V191H141ZM203 192V191H202ZM243 192V191H242ZM241 192V193H242ZM245 192V191H244ZM36 193V192H35ZM44 193V192H43ZM98 196V198L102 195ZM113 193V192H112ZM111 193V195H112ZM189 193V192H186ZM204 193V194H205ZM233 193V192H232ZM239 193V192H238ZM110 194V193H109ZM117 194V193H114ZM139 194V192H138ZM143 194V193H142ZM236 194V193H235ZM59 195V194H58ZM62 195V194H61ZM60 195V197H61ZM83 195V194H82ZM140 195V194H139ZM147 195V194H146ZM238 195V194H237ZM244 195V194H243ZM26 196V194L24 195ZM48 196V195H47ZM79 196V195H78ZM113 196V195H112ZM117 195H115L114 199L117 198ZM0 197L2 198L1 194ZM80 197V196H79ZM137 197V195H136ZM142 197V196H141ZM69 198V197H68ZM76 199V197H74ZM105 198V197H104ZM113 198V197H112ZM144 198V197H143ZM142 198V199H143ZM189 199V197H187ZM21 199V198H20ZM103 199V198H102ZM112 199V200H114ZM118 199V198H117ZM139 199V197H138ZM141 199V198H140ZM141 199V200H142ZM145 199V198H144ZM143 199V200H144ZM262 199V198H260ZM2 199H0L1 202ZM77 200V199H76ZM100 200V199H99ZM98 200V203H99ZM187 200V199H186ZM4 201V200H3ZM78 201V200H77ZM88 201V200H87ZM95 201V200H93ZM115 201V200H114ZM127 201V200H126ZM184 201V200H183ZM19 202V201H18ZM61 202V201H60ZM71 202V201H70ZM147 202V201H146ZM25 203V202H24ZM49 203V202H48ZM79 203V202H78ZM81 203V202H80ZM102 203V202H101ZM127 203V202H126ZM129 203V200H128ZM8 204V205H7ZM18 204V203H17ZM21 204V203H20ZM27 204V203H25ZM24 204V205H25ZM59 204V203H58ZM94 204V203H93ZM1 205V204H0ZM29 205V203L27 204ZM78 205V204H77ZM84 205V204H83ZM96 205V204H95ZM94 205V206H95ZM186 205V204H185ZM188 205V204H187ZM2 206V205H1ZM79 206V205H78ZM77 206V207H78ZM97 206V205H96ZM129 206V205H128ZM147 206V205H146ZM153 206V207H154ZM179 206V205H178ZM5 207V209H6ZM50 207V206H49ZM53 207V206H52ZM56 207V206H54ZM69 207V206H68ZM99 207V206H98ZM197 207V206H196ZM3 208V207H2ZM57 208V207H56ZM67 208V207H66ZM71 208V207H70ZM95 208V207H94ZM168 208V210H167ZM174 208V207H173ZM184 208V207H183ZM28 209V207H27ZM37 209V208H36ZM53 209V208H50ZM115 209V208H114ZM122 214H125L123 212V207H120ZM156 209V208H155ZM191 209V208H190ZM60 211L59 209H57ZM67 210V209H66ZM71 210V209H70ZM97 209H94L96 211ZM100 210V209H99ZM106 210V209H105ZM173 210V209H171ZM187 210V209H186ZM47 211H50L49 208ZM52 211V210H51ZM62 211V210H61ZM80 211V210H79ZM98 211V210H97ZM174 211V210H173ZM201 211V210H199ZM6 213V211H4ZM39 212V211H38ZM45 212V211H44ZM54 212V211H52ZM82 212V211H81ZM113 212V211H112ZM118 212V211H117ZM156 212V211H155ZM171 212V211H170ZM188 211L187 213H189ZM29 211L27 212V214ZM31 213V211H30ZM43 213V212H42ZM51 213V212H50ZM60 213H63L60 212ZM76 213V212H75ZM97 213V212H96ZM105 213V212H104ZM103 213V214H104ZM174 213V212H173ZM186 213V215H187ZM194 213V212H193ZM34 214L35 211H34ZM65 214V213H64ZM63 214V215H64ZM70 214V213H69ZM82 214V213H81ZM98 214V213H97ZM122 214H117L120 216V225L123 229L127 228L125 225V217H123ZM192 214V212L190 213ZM53 215V214H52ZM67 215V214H66ZM76 215V214H75ZM78 215V214H77ZM92 215V213H91ZM122 215V216H121ZM154 215V214H152ZM158 215V216H160ZM27 216V215H26ZM31 216V215H30ZM65 216V215H64ZM93 216V215H92ZM105 216V215H104ZM111 216V215H110ZM113 216V215H112ZM157 216V217H158ZM180 216V215H179ZM184 216V215H183ZM190 216V215H189ZM188 216V217H189ZM51 217V216H50ZM49 217V218H50ZM57 218V216H55ZM65 216L64 218H66ZM81 217V216H80ZM100 217V216H99ZM160 217V218H161ZM196 217V216H195ZM256 217V218H255ZM190 218V217H189ZM60 219V218H59ZM58 219V220H59ZM69 219V218H68ZM71 219V218H70ZM113 219V218H112ZM146 219V218H145ZM185 219V218H184ZM200 219V218H199ZM205 219V220H206ZM254 219H257L258 222H256ZM81 220V219H80ZM90 214H86L84 216V222H85V229L87 231H90L92 229V224L89 222ZM93 220H95L93 218ZM97 220V219H96ZM128 220V219H127ZM136 220V219H135ZM187 220V219H185ZM190 220V219H189ZM188 220V221H189ZM196 220V219H194ZM36 221V220H35ZM53 221V220H52ZM75 221V220H74ZM83 221V220H81ZM114 221V220H112ZM166 221V220H165ZM192 221V220H191ZM109 222V221H108ZM184 222V221H183ZM34 223V222H33ZM95 223V222H94ZM116 224V222H114ZM176 223V221H175ZM182 223V222H181ZM185 223V222H184ZM196 223V222H195ZM201 223V222H200ZM78 224V223H77ZM134 224V223H132ZM138 224V223H137ZM178 224V223H177ZM183 224V223H182ZM39 225V224H38ZM72 225V223L70 224ZM95 225V224H94ZM100 225V224H99ZM190 225V223L188 224ZM194 225V224H193ZM201 225V224H199ZM47 226V225H46ZM60 226V225H59ZM80 226V225H79ZM118 226V225H117ZM138 226V225H137ZM191 226V225H190ZM196 225L195 227H197ZM42 227V226H41ZM58 227V225H57ZM95 227V226H94ZM93 227V228H94ZM99 227V226H98ZM183 227V226H182ZM35 228V229H34ZM44 228V227H43ZM71 228V227H70ZM121 228V227H120ZM129 228V227H128ZM132 228V227H130ZM152 228H156L152 222H147L145 224H139L138 229L129 230L127 229L125 232H127V246L130 253H138L140 250V259L144 264H165L164 258L160 257L159 255V246H158V232H154ZM41 229V228H40ZM46 229V228H45ZM51 229V227H50ZM66 229V228H65ZM99 229V228H98ZM97 229V230H98ZM184 229V228H183ZM193 229V228H192ZM59 230V229H58ZM64 230V229H63ZM62 230V231H63ZM83 230V228H82ZM85 230V231H86ZM93 230V229H92ZM100 230V229H99ZM153 230V231H152ZM195 230V229H194ZM40 231V230H39ZM73 231V230H72ZM121 231V230H120ZM199 231V232H200ZM56 232V231H55ZM61 232V231H60ZM79 232V231H78ZM83 232V231H82ZM123 232V231H122ZM200 232V235H201ZM38 233V232H36ZM58 233V232H57ZM64 233V231H63ZM69 233V232H68ZM95 233V232H94ZM194 233V232H193ZM45 234V232H44ZM73 234H75L73 232ZM80 234H78V239H80ZM86 232L84 233V235ZM102 234V233H101ZM104 234V233H103ZM39 235V234H37ZM36 235V236H37ZM47 235V234H46ZM56 235V234H55ZM65 235V234H64ZM198 235L195 240L199 239ZM61 236V234H60ZM59 236V237H60ZM70 236V235H69ZM91 235H89L90 237ZM98 236V235H97ZM95 236V237H97ZM100 236V235H99ZM40 237V236H39ZM37 237V238H39ZM51 237V236H50ZM49 237V239H50ZM88 237V236H87ZM101 237V236H100ZM71 238V237H70ZM76 238V239H77ZM84 236H82L81 239H83ZM194 238V237H193ZM36 239V238H35ZM48 239V238H47ZM59 239V238H58ZM90 239V238H89ZM57 240V239H56ZM56 240L52 241L50 246H46L47 249H49L48 255L51 256L52 260H56L58 262L63 261L66 253H68V250L71 246V239L66 240V242H57L54 243ZM62 240V239H61ZM126 240V239H123ZM43 241V240H42ZM47 241V240H46ZM45 241V242H46ZM49 241V240H48ZM64 241V240H63ZM87 241V240H86ZM200 241V240H199ZM34 242V241H33ZM37 241L35 240V243ZM77 242V240H76ZM79 242V241H78ZM77 242V244H78ZM82 242V241H81ZM91 242V241H90ZM248 242H251L248 243ZM125 243V242H124ZM43 244V243H42ZM85 244V243H84ZM196 244V243H195ZM44 246H41L42 248H38L36 252L39 254L42 253L45 249ZM89 245V244H88ZM246 245V246H247ZM74 247L76 244L74 243ZM248 246V247H249ZM72 247V246H71ZM72 249H76V248ZM77 247V246H76ZM252 247V246H251ZM34 248V247H33ZM246 248L245 246L242 248ZM250 248V247H249ZM253 248V247H252ZM71 249V250H72ZM3 250V251H4ZM77 250V249H76ZM124 250V249H123ZM127 250V249H126ZM253 250V249H252ZM255 250V249H254ZM7 252V250H5ZM75 251V250H74ZM73 251V252H74ZM256 251V250H255ZM6 252L4 254L6 255ZM45 252V253H46ZM72 252V251H71ZM72 252V253H73ZM77 252V251H76ZM128 252V251H127ZM44 253V255H45ZM72 253L69 255H72ZM78 253V252H77ZM135 253V254H136ZM41 254V255H42ZM126 254V253H125ZM2 255V254H1ZM43 255V256H44ZM75 255V254H74ZM77 255V254H76ZM192 255V254H191ZM241 255V254H240ZM255 255V254H254ZM4 256V255H3ZM16 256V255H15ZM20 256V255H19ZM18 256V257H19ZM31 256V255H30ZM42 256V257H43ZM49 256V257H50ZM133 258L134 254L132 255ZM131 256V257H132ZM252 256V255H251ZM2 257V256H1ZM35 257V256H34ZM33 257V259H34ZM40 257V258H42ZM71 257V256H70ZM118 257V256H117ZM116 257V258H117ZM127 257V256H124ZM250 257V256H249ZM3 258V257H2ZM1 258V259H2ZM24 258V257H23ZM27 258V257H26ZM30 258V257H29ZM123 258V257H122ZM137 258V257H136ZM190 258V257H189ZM241 258V257H240ZM0 259V261H1ZM32 259V258H31ZM43 259V258H42ZM30 260V259H29ZM46 260V259H45ZM121 260V259H120ZM129 260H131L129 258ZM136 260V259H135ZM17 261V260H16ZM38 261V260H37ZM140 261V260H139ZM5 262V261H4ZM25 262V261H24ZM40 262V261H38ZM37 262V264H38ZM46 262V261H45ZM51 262V261H50ZM66 262V261H63ZM121 262V261H120ZM127 262V261H126ZM129 262V261H128ZM167 262V261H166ZM176 262V261H175ZM11 263V262H10ZM28 263V261H27ZM114 263V262H113ZM241 263V262H240ZM5 264V263H4ZM35 264V263H33ZM52 264V263H51ZM61 264V263H60ZM63 264V263H62ZM128 264V263H127ZM135 264V263H134ZM138 264V263H137ZM244 264V263H243Z\"/></svg>","mask_w":264,"mask_h":264}]
</instances>
